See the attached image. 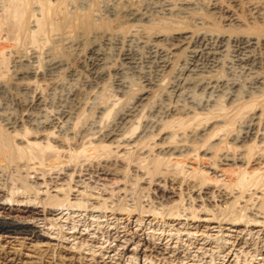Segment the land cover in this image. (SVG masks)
Here are the masks:
<instances>
[{
  "label": "rangeland",
  "instance_id": "1",
  "mask_svg": "<svg viewBox=\"0 0 264 264\" xmlns=\"http://www.w3.org/2000/svg\"><path fill=\"white\" fill-rule=\"evenodd\" d=\"M32 1L27 5L23 0H0V89L7 92L5 98L0 95V108L20 119L22 100L20 104L29 108L34 119L44 122L52 117L57 126L63 124L59 127L61 131L65 127L62 132L69 138L83 135L86 142L119 128L126 137H135L145 124L158 123L161 133L173 139L163 148L181 144L187 152L179 159L155 156L151 147L160 134L147 129L151 133L132 147L106 148L95 154L86 145L88 150L78 153L77 161L71 157L65 167L49 168L53 159L44 161L42 171H36L39 165L33 162L20 161L5 170L0 166V223L24 227L16 233L0 229V247L19 250L24 243L29 250L22 253L28 258L21 259L33 264H264V173L254 178L245 175L244 180L243 170L238 169L232 178L225 177L199 160L219 140L222 152L236 156L240 145L233 146L231 139L244 136L249 128L254 138L241 150L245 162L264 154V143L258 140L264 138V85L254 82L264 77V46H254L251 61L245 64L239 63L243 52L234 43L223 46L212 61L198 46L196 59L188 53L195 37L206 30L208 35L234 38L259 28L264 38V0H219L223 11H231L228 14L211 12L212 2H205L198 13H211L210 25L181 13L180 0H130L122 7L139 5L145 17L124 24L109 39L98 36L88 42L78 36L73 41L39 33L44 11L52 15L43 0ZM75 1L66 6L70 13H84L91 6V0ZM144 1H152L155 7ZM118 3L100 0L98 19H113L121 8ZM169 3L174 14L165 11ZM14 4L21 9V17ZM229 15L238 17L241 27L231 25ZM25 20L27 26L20 32L16 25ZM187 32L190 44L179 47L174 37ZM213 43L209 47H215ZM93 49L100 62L90 54ZM52 58L60 66L51 67ZM23 71L33 72L28 81H19ZM143 94L146 101L141 102ZM38 97L40 101L33 103ZM165 107L182 111L166 117ZM127 111L132 124H117ZM190 163L195 172L184 168ZM199 169L207 175H200ZM50 197L58 203L47 204ZM134 252L138 260L132 262Z\"/></svg>",
  "mask_w": 264,
  "mask_h": 264
},
{
  "label": "bare ground",
  "instance_id": "2",
  "mask_svg": "<svg viewBox=\"0 0 264 264\" xmlns=\"http://www.w3.org/2000/svg\"><path fill=\"white\" fill-rule=\"evenodd\" d=\"M13 1V0H12ZM18 1V0H17ZM32 0H23V2L25 4L28 5V3H30ZM46 5V9L49 11H51V17L49 16V12L46 13L44 11V15L42 14L44 17L40 20V22L38 23V29H39V33L44 32V34L46 35V32L48 33V35H51L52 37H63L65 36L66 38H70L71 40H73V37L75 36L77 38L80 37V40L84 41V42H88L90 41V39H94L96 37H100L102 36L103 39L110 37L111 34H114L113 32H117V30H122V28H124V24L126 25V23L129 24V21L131 20H142L143 19V14L141 12V9H143V7L140 9L139 5L138 6H133L135 7H130V8H125L122 7L123 4H129L126 1L130 0H119L118 4H121V8L118 11H115L116 13H114L113 19L111 20H99L98 19V7L100 4V0H91V6L90 8L82 13V12H74L72 11V13H70L71 11H68L66 6H68L70 3H72V0H54V3L52 2L53 0H43ZM74 1V0H73ZM77 1L79 2V0H76L75 2L77 3ZM132 1V0H131ZM153 1V0H152ZM152 1L149 2H143L146 5H152L155 7L154 3ZM10 2V1H9ZM15 2V1H14ZM33 2V1H32ZM82 2V1H81ZM80 2V3H81ZM89 2V1H88ZM126 2V3H125ZM138 2V1H137ZM205 2H212L211 5V12L214 11H222L224 13L228 14V8H223L220 7V3L219 0H180V7L179 11L183 14H186V16L189 15L193 18V20L197 19L199 21L202 20L208 22V24L210 25V21L211 19V13L210 15H206V16H202L199 15V9L198 7L205 4ZM256 2V1H255ZM13 3V2H12ZM17 3V2H15ZM37 3V2H36ZM53 3V4H52ZM79 3V4H80ZM252 3V2H251ZM19 4V3H18ZM32 4V3H31ZM42 4V3H41ZM75 4V3H74ZM165 4V3H164ZM20 5V4H19ZM26 5V6H27ZM109 5V4H108ZM132 5V4H131ZM162 6V4H160ZM209 5V4H208ZM222 5V4H221ZM24 6V5H23ZM42 6V5H41ZM44 6V5H43ZM70 6V5H69ZM68 6V8H69ZM73 6V5H72ZM120 6V5H119ZM126 6V5H125ZM256 6L257 3H256ZM45 7V6H44ZM71 7V6H70ZM151 7V6H150ZM153 7V8H154ZM165 7H167L165 9V11L170 14H172L173 11H175V9H173L174 7L171 8L170 3L167 4ZM179 7V5H178ZM12 8V7H11ZM20 8V7H19ZM139 8V9H138ZM177 8V7H176ZM254 8V7H253ZM260 8V7H258ZM263 7H261L262 9ZM14 9L15 12L18 11V5L14 4ZM80 9V8H79ZM155 9V8H154ZM160 9H162L160 7ZM226 9V10H225ZM21 10V9H20ZM19 10V11H20ZM23 10V9H22ZM26 10V9H25ZM85 10V9H84ZM113 10V9H112ZM257 10V8L255 9V11ZM264 10V8L262 9ZM18 11V12H19ZM78 11V10H77ZM163 11V10H162ZM164 11V12H165ZM219 11V13H220ZM165 12V14H166ZM177 12H178V8H177ZM264 12V11H263ZM13 13V12H12ZM20 13V17H21V11ZM158 13V12H157ZM208 13V14H209ZM231 13V11L229 12ZM257 13V12H256ZM17 14V12H16ZM26 14V13H25ZM40 14V13H39ZM174 14V12H173ZM233 14V13H232ZM113 15V14H112ZM168 15V14H167ZM180 15V14H179ZM214 15V13H213ZM223 15V14H222ZM15 16V15H14ZM18 16V15H17ZM16 16V17H17ZM145 17V16H144ZM187 17V18H188ZM33 18V17H32ZM190 18V17H189ZM213 18V17H212ZM21 19V18H20ZM19 19V20H20ZM227 19V18H226ZM18 20V19H17ZM30 20V18H29ZM34 20V19H33ZM192 20V19H191ZM196 20V21H197ZM198 21V22H199ZM214 21V20H213ZM227 21H229V23L231 25L237 26L238 28L241 27L242 22L240 19H238V17H233L232 15L228 16ZM21 22V21H19ZM29 22V21H28ZM35 22V20H34ZM37 22V21H36ZM31 23V21H30ZM33 23V22H32ZM201 23V22H200ZM199 23V25H200ZM212 23V22H211ZM34 24V23H33ZM36 24V23H35ZM197 24V22H196ZM203 24V23H202ZM207 24V23H206ZM244 25V24H243ZM19 29L20 32H23L26 28V20L22 21L19 25H16ZM36 26V25H35ZM29 27V25H28ZM37 27V26H36ZM245 27V26H244ZM29 29V28H28ZM125 30V29H124ZM150 30V29H149ZM152 30V29H151ZM154 30V29H153ZM37 31V30H36ZM207 31V30H206ZM204 31L202 34L201 32L199 33L198 31V35L195 37V45L194 48L188 52L191 54V58L192 59H196V57L198 55H200L199 53L202 52L205 55H207L209 58H213L211 59L214 60V58H216L217 54L219 53V51H221L220 49L223 48L225 49L226 44H230V43H234L236 45H238V48H240V50H242L243 52V57L240 59L239 63H248L251 61L250 59V51L254 46L259 45L260 43L263 44L264 46V38H261L260 36L262 35V31L257 28V29H253L250 33V35H239L236 36L234 38L222 35V34H215V35H208L206 34L207 32ZM31 32V31H30ZM35 32V31H34ZM37 32V33H38ZM123 32V31H122ZM191 32V31H190ZM206 32V33H205ZM17 33V31H16ZM32 33V32H31ZM36 33V32H35ZM35 33H33L35 35ZM38 33V34H39ZM150 33V32H149ZM152 33V32H151ZM193 33V32H192ZM191 33V34H192ZM213 33V32H212ZM43 34V35H44ZM121 34V33H120ZM176 34V33H175ZM245 34V33H244ZM21 35V34H20ZM26 35V34H25ZM33 35V36H34ZM63 35V36H62ZM155 35V34H154ZM190 33L187 32V34L180 36L178 35V37H174L175 41H177V44L179 47H186V45L188 46L190 43L188 42L190 40ZM260 35V36H259ZM50 36V37H51ZM161 36V35H159ZM158 36V37H159ZM230 36V35H229ZM39 37V36H37ZM60 37V38H61ZM157 37V36H156ZM30 38V37H29ZM32 38V37H31ZM173 38V39H174ZM53 39V38H52ZM57 39V38H55ZM101 39V38H100ZM99 39V40H100ZM102 39V40H103ZM109 39V38H108ZM29 40V39H28ZM33 40V39H32ZM51 40V39H50ZM62 40V39H61ZM69 40V39H67ZM77 40V39H76ZM162 40V39H161ZM74 41V40H73ZM71 41V42H73ZM173 41V40H171ZM48 42V41H47ZM61 42V41H60ZM59 42V43H60ZM81 42V41H80ZM214 42L215 43V47H209V43ZM32 43V42H31ZM83 43V42H82ZM176 43V42H175ZM213 43V45H214ZM76 44V43H75ZM94 44V43H93ZM93 44H91V47L94 46ZM176 44V45H177ZM192 44V42H191ZM33 45V43H32ZM35 45V44H34ZM173 46V45H172ZM191 46V45H190ZM200 47L201 51L199 52L197 49L198 47ZM95 47V46H94ZM176 47V46H175ZM197 47V49H196ZM173 48V47H172ZM178 48V47H177ZM57 49V48H56ZM160 49V48H159ZM175 49V48H174ZM173 49V50H174ZM237 49V48H236ZM190 50V49H189ZM188 50V51H189ZM223 51V50H222ZM90 54L94 57H92L96 62H100L101 58L99 56V54L97 53L96 50H91ZM202 55V54H201ZM206 57V56H205ZM207 57V58H208ZM165 60V59H164ZM210 61V60H209ZM217 61V60H216ZM58 63H60L59 61H57V59H51L50 61V66L51 67H56L57 65H59ZM170 64V63H169ZM167 65V64H166ZM60 66V65H59ZM58 67V66H57ZM52 69V68H51ZM197 70V69H196ZM33 74V72H25L23 71L22 73L18 74L19 76V81H23V80H27L28 78ZM200 74V73H199ZM32 77V76H31ZM25 80V81H26ZM206 82V81H205ZM219 82V81H217ZM254 82L258 85H264V77H257L255 78ZM208 83V82H207ZM254 83V84H255ZM21 85V83H19ZM24 86H26V82L22 83ZM28 85V83H27ZM234 85V84H233ZM1 86V85H0ZM22 86V85H21ZM203 86V85H202ZM2 87V86H1ZM209 87V85H208ZM236 87V86H235ZM27 88V87H26ZM205 88V87H204ZM25 91V89H24ZM211 92V91H210ZM0 95L3 96L5 98V96L7 95V92L4 88L0 89ZM42 96V95H41ZM162 96V95H161ZM10 98V97H9ZM23 98V97H22ZM41 97L35 98V102L33 103H38L40 101ZM148 98V97H147ZM157 98V97H156ZM154 99V98H153ZM219 99V98H218ZM18 100V99H17ZM33 100V99H32ZM31 100V101H32ZM141 102L142 101H146L145 98V94H143L141 96ZM162 100V99H161ZM16 101V100H15ZM150 101V100H149ZM154 101V100H153ZM22 103V100L20 101ZM19 102V107L21 108V112H22V116L20 117V119L17 118H13L11 117V113H9V109H3L0 108V128L1 130H3L5 132V136L0 135V166L3 168V170L5 169H9L11 165H17L19 164V162L23 161L24 164H28L27 162H33V164L31 165H39L37 169H35L36 171H42V166L44 165V161L47 162L49 159H53V164H48L49 168L50 167H62L61 165L67 163L69 160H71V157L76 160L78 158L77 154L78 153H83V151L86 149V145L87 146H91L94 148L92 149L94 151L95 154H97L99 152V150L104 151L109 150L111 148H128V147H132V144H136L137 142H139L145 135L147 132V129L149 130H155V132H157V135L160 134V136L156 139L158 143H154V145L151 147V149H155L156 150V155L155 156H175L178 157V159L180 158L179 156H183V153L185 155V152H187V149L184 148L181 144H179V146H174L173 148H163V143H165L166 141H168L162 132V130L160 129V127L158 126V123H151L150 125L145 124L142 128V130L139 132L138 135H136L135 137H133V135H131L132 137H126L125 135H127L126 131H125V135H123L124 132H122V129H115L113 132H108L107 134L97 137V139L95 140L94 137V141H90V142H86L85 141V137L79 136V135H73L72 137H68L67 133H63L62 131H65V127L64 129L61 131V128L59 126H57V123L54 120H45L43 121H38V119H34L30 112H29V108L25 105V104H20ZM44 102V100H43ZM18 103V102H17ZM25 103V101L23 102ZM153 103V102H152ZM158 104L160 102H157ZM27 104V103H26ZM155 104V103H154ZM192 104V103H191ZM217 104V103H216ZM40 105V104H39ZM156 105V104H155ZM41 106V105H40ZM125 107V106H124ZM155 107V106H154ZM174 107V106H173ZM207 107V106H206ZM17 108V107H16ZM31 108V107H30ZM147 108V107H146ZM165 111V116L166 117H172L175 115H178L181 113V108L179 109H167ZM171 108V107H170ZM190 108V107H189ZM188 108L189 112L190 111ZM194 108V107H192ZM37 109V108H35ZM184 109V108H182ZM158 110V109H157ZM162 110V109H160ZM193 110V109H192ZM11 111V110H10ZM37 111V110H36ZM120 111V110H119ZM135 111V110H134ZM137 111V110H136ZM159 111V110H158ZM187 111V112H188ZM20 112V113H21ZM38 112V111H37ZM41 112V111H39ZM155 112V109H154ZM162 112V111H161ZM17 113V112H16ZM56 113V112H55ZM109 113V112H108ZM135 113V112H134ZM159 113V112H157ZM156 113V114H157ZM184 113V112H183ZM39 114V113H38ZM101 114V113H100ZM122 114V113H121ZM151 114V113H150ZM155 114V115H156ZM15 115V114H14ZM34 115V114H33ZM134 115V114H132ZM140 115V114H138ZM137 115V116H138ZM158 115V114H157ZM17 116V115H15ZM19 116V115H18ZM36 116V114H35ZM39 117V115L37 116ZM131 112H126L123 115H121L119 117V125H127L131 119ZM140 117V116H139ZM150 117V116H149ZM165 117V118H166ZM19 118V117H18ZM42 118V117H41ZM50 118V117H49ZM158 118V117H157ZM161 118V117H160ZM137 119V118H136ZM149 119V118H148ZM135 120V119H134ZM139 121V119H137ZM144 120V119H143ZM150 120V119H149ZM153 120V119H152ZM156 120V119H154ZM163 120V118H162ZM61 121V120H60ZM133 122V121H132ZM135 122V121H134ZM131 123V122H130ZM142 123V122H141ZM132 124V123H131ZM136 124V122H135ZM161 124V123H160ZM78 126V125H77ZM118 126V125H117ZM134 126V125H133ZM137 126V125H136ZM139 126V125H138ZM161 126V125H160ZM68 127V126H67ZM135 127V126H134ZM180 127V126H179ZM206 127V126H205ZM71 128V127H70ZM73 128V127H72ZM133 128V127H132ZM164 128V127H163ZM181 128V127H180ZM125 129V128H124ZM128 129V128H127ZM248 129V128H247ZM68 130V129H66ZM73 130V129H72ZM82 130V129H81ZM138 130V129H136ZM1 131V132H3ZM69 131V130H68ZM78 131V130H77ZM130 131V130H129ZM128 131V132H129ZM0 132V133H1ZM201 132V131H200ZM69 133V132H68ZM71 133V131H70ZM135 133V132H134ZM151 132H149L148 134H150ZM201 133H205L202 131ZM3 134V133H2ZM73 133H71L72 135ZM153 134V132H152ZM190 134V133H189ZM188 134V136H189ZM197 135H199L198 133H196ZM100 135V134H99ZM98 135V136H99ZM135 135V134H134ZM201 135V134H200ZM205 135V134H204ZM235 135V134H234ZM66 138H65V137ZM154 136V135H153ZM164 136V137H163ZM167 136V135H166ZM176 136V134H175ZM263 136V135H262ZM68 137V138H67ZM89 137V136H87ZM225 137V136H224ZM256 137V136H255ZM90 138V137H89ZM177 138V137H176ZM179 138V137H178ZM228 138V137H227ZM254 138V133H253V129L249 128L247 130V132L244 134V136L240 137V138H235V139H231L232 141V145L235 147L237 145H240L237 148V151H235V153L237 152L236 156H232V154H227L226 151L222 152L223 150H221L222 148H219V144L222 143L217 142V143H213V145H210V147H208L206 150L203 151L202 155L199 157L200 161H205L208 166V169L213 167V170H216L218 173H220L221 175H229L232 178V175H234V170H243V174H242V179L245 178V175L247 176H255V175H259L262 172L264 173V154L263 155H259L256 157H253L252 160L245 162V157L242 153V148L244 147V145L247 143V141H251ZM92 139V138H91ZM190 139V138H189ZM222 139V138H221ZM173 140V139H170ZM179 140V139H178ZM181 140V139H180ZM187 140V139H186ZM259 142L261 144L264 143V138H260L258 139ZM169 142V141H168ZM174 142V141H173ZM182 142V141H181ZM103 143V147H101L100 145ZM104 143H107L104 144ZM231 143V142H230ZM94 144V145H93ZM105 145V146H104ZM171 145V144H170ZM174 145V144H172ZM177 145V144H176ZM181 145V146H180ZM219 145V146H218ZM260 145V144H259ZM218 146V149L216 148ZM227 146V145H226ZM230 146V145H229ZM264 146V144L262 145ZM224 147V146H223ZM89 148V147H88ZM100 148V149H98ZM225 148V147H224ZM233 148V147H231ZM142 149V148H141ZM228 148H226L227 150ZM230 149V148H229ZM228 149V150H229ZM88 149H86L87 151ZM227 150V151H228ZM235 150V149H234ZM47 151V152H46ZM49 151V152H48ZM111 151V150H110ZM109 151V153H110ZM142 151V150H141ZM244 151V149H243ZM73 152L75 154V156H68L67 154ZM107 152V151H106ZM138 152V151H137ZM234 152V151H233ZM86 153V152H85ZM103 153V152H102ZM145 154V153H144ZM189 156V153H187ZM253 154V153H252ZM80 155V154H79ZM83 155V154H82ZM101 156V155H100ZM77 157V158H76ZM98 157V156H97ZM185 157V156H183ZM217 159H216V158ZM85 158V157H84ZM197 158V157H196ZM194 159V158H193ZM216 159V160H215ZM57 160V163H54ZM68 160V161H67ZM73 160V161H74ZM72 161V160H71ZM77 161V160H76ZM76 161H74L76 163ZM196 161V160H195ZM20 162V163H21ZM179 162V161H178ZM190 162V160H189ZM48 163V162H47ZM51 163V162H50ZM74 163V164H75ZM158 163V162H157ZM203 163V162H202ZM22 164V163H21ZM156 164V163H155ZM154 164V166H155ZM182 164V163H181ZM36 165V167H37ZM66 165V164H65ZM68 165V164H67ZM66 165V166H67ZM159 165V164H158ZM179 165V164H178ZM192 163L188 165L184 164V168L186 169V171L191 170L192 172H195V168H193ZM205 165V166H206ZM64 166V165H63ZM75 166V165H74ZM157 166V165H156ZM183 166V165H182ZM47 167V166H46ZM65 167V166H64ZM159 167V166H157ZM197 167V166H196ZM54 168V169H55ZM147 168V167H146ZM32 168V170H34ZM212 169V168H211ZM200 170V175L202 176H206L207 173L204 172V170ZM238 170V171H239ZM246 170V171H245ZM44 171V170H43ZM35 172V171H34ZM155 172V171H154ZM242 172V171H241ZM42 174V173H41ZM150 174V173H149ZM157 174V173H156ZM43 176V175H42ZM152 177H155V174L152 173L151 174ZM260 176V175H259ZM226 177V176H225ZM229 177V179H230ZM238 177V176H237ZM244 177V178H243ZM256 177V176H255ZM258 177V176H257ZM201 178V176H200ZM240 178V180L243 182V180ZM254 178V177H253ZM204 179V178H203ZM259 179V177H258ZM206 180V179H205ZM210 180V179H208ZM231 181H233V179H230ZM237 180V179H236ZM245 180V179H244ZM257 181V179H256ZM197 182V181H196ZM205 182V181H203ZM237 182V181H236ZM248 182V181H246ZM264 182V181H263ZM206 183V182H205ZM212 183V182H211ZM251 183V182H250ZM204 184V183H203ZM216 184V183H215ZM214 184V185H215ZM238 184V182H237ZM245 184V182H244ZM263 184V183H262ZM240 187L241 184L239 183ZM237 185V186H239ZM249 185V184H248ZM259 185V184H258ZM196 186V185H195ZM244 186V185H243ZM246 186V184H245ZM253 186V185H252ZM255 186V185H254ZM264 186V185H263ZM257 187V185H256ZM241 189V188H240ZM242 190V189H241ZM248 190V189H247ZM67 194V193H65ZM26 195V194H25ZM24 196V195H23ZM57 200V199H56ZM54 200L52 197H50L46 202L49 205H53L58 203V201ZM15 201V200H14ZM17 202V201H16ZM39 204V201L38 203ZM264 210V209H263ZM24 227L22 225H17V224H1L0 223V229H4V230H10L11 232L16 233L17 231H22ZM25 234H27L28 236H31L33 239L37 240L39 239V236L36 235L34 232H27L25 231ZM129 242L126 241L125 244ZM4 247H0V264H33L32 262H24L21 258L25 257L28 258L26 255H24L22 253V250H29L28 248L24 247V243L20 244L19 246V250H16L14 248H6L3 249ZM10 250V251H8ZM93 256V255H92ZM150 258V256H149ZM148 258V259H149ZM49 259V258H48ZM137 253L133 254V257L131 258V261H137ZM45 261V260H44ZM50 262V261H49ZM46 264H49L48 262H44ZM61 263V262H60ZM69 264H71V262L68 261ZM77 262H74V264ZM41 264V262L39 263ZM61 264H65V263H61ZM78 264V263H77Z\"/></svg>",
  "mask_w": 264,
  "mask_h": 264
}]
</instances>
